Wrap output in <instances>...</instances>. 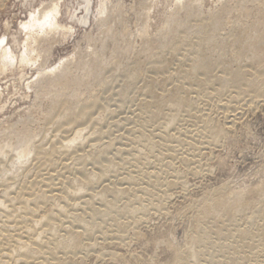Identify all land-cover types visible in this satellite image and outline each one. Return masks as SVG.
<instances>
[{
  "label": "bare ground",
  "instance_id": "obj_1",
  "mask_svg": "<svg viewBox=\"0 0 264 264\" xmlns=\"http://www.w3.org/2000/svg\"><path fill=\"white\" fill-rule=\"evenodd\" d=\"M66 1L69 2V8L67 7L65 13ZM170 1L135 0L127 7L123 0H51L48 3L41 2L40 7L37 8L34 6L37 0H21L30 8L29 20L21 25V32L25 36V47L23 52L17 55L8 44L5 45L11 30L9 24L5 25L6 33L0 39V76L17 71L14 87L18 89L26 83L27 92L33 93L34 99L27 107L26 119H19L15 124L9 125L3 133L0 131V188H2L0 190V264H83L86 257L92 256L90 251H94L92 250L94 247L128 246L127 243H123V239L125 232L128 234L130 225L118 218L120 214H124L125 211L147 212L150 207L163 208L166 206L164 202L171 197L169 191L172 187L186 185L185 180H181L182 176L203 173L202 165H198L197 161L191 158L192 155H188L182 157V167L175 168L174 173L169 172L173 163H166L164 167L168 169V177L163 180L161 175L165 172H151L152 174L145 172L143 178L139 179L134 176L135 171H129V174L126 173L119 183H116L117 186L107 185L97 194H88L90 186L102 181L112 170L117 172L123 164L108 160V162L103 161L99 167L92 166L93 168L88 169L87 163H83L84 166L79 168L78 173L66 178V181L61 180V183H55L58 177L53 178L54 175L50 173L37 175L35 180L27 181L35 175L33 170L37 168L30 169V167L41 166L50 158L57 162L64 155L66 158L76 155L74 158L80 161L79 165L85 160L98 165V161L115 146L116 141L125 140L123 133L114 140L108 142L102 140L103 144L96 143L100 141L99 137H105L109 131L98 128V125L93 128L94 123L101 125L106 121L107 112L114 114L117 111L111 110L106 103L109 98L105 100L102 96L103 90L108 88L106 86L109 84H99L97 86L99 89L94 92H78L82 86L93 87L99 82L102 74L109 71L112 63L110 58H107L109 50L113 49V53L120 54L121 58L126 55V48L123 50L119 42H143L144 47H148L150 42H162L165 45L176 42H264L263 12L258 13L254 22L255 27H259L260 30L257 37L252 35L249 38L247 36L249 29L245 27L242 30L238 29L246 21H239L232 29L228 25L235 12H240V16L243 15L247 19L250 18L252 14L247 12V4L263 5L264 0L217 1V6L210 8L209 11H206L208 0ZM8 2L9 0H0L2 11L7 8ZM94 7L96 8L94 27L91 24L92 29L84 34L87 39L86 46L91 43L90 50L86 48V51L83 50L84 53L81 50L61 61L57 66L51 67L50 61L58 42L67 41L76 33L78 27L87 26ZM156 9L160 10L158 15H154ZM79 12L83 15L78 17ZM63 15L67 16L69 23H64L61 19ZM240 19L243 20L242 17ZM250 23L246 22L247 25ZM14 41L20 42L17 38ZM92 42L104 43L96 46ZM154 57L153 54L149 59L152 60ZM158 59L160 58L157 57ZM167 61L165 57L162 63ZM28 69L37 73L31 81H28ZM5 77L7 79V76ZM235 85L226 88L227 91ZM7 89L9 87L6 89L0 87V104ZM156 89L155 82L150 81L149 86L140 90L155 94L158 90ZM262 90H264V70L251 73L248 88L244 91L258 93ZM223 91L218 90L219 93ZM231 96L233 98L231 97L227 102V106L238 99L241 92L231 93ZM192 99L194 98L186 92L172 98L168 103L172 112L164 114L162 118L164 121L156 122H160L158 129L145 132L142 127L144 122L139 119L137 121L139 124L131 128L133 129L131 138L128 136L126 138H130L132 142L146 141L145 147L149 152H155L160 148L170 155L175 151L172 149L174 143H183L198 151L206 144L225 143L234 131L236 125L234 120L218 125V123H209L213 120H206L208 115L195 113L189 117L204 123L203 126H199L194 121H190L192 125H179L185 118L181 115L182 109L191 110V107L193 108L197 103H192ZM6 107L7 105L2 106V110ZM139 107L143 116V110L149 107V102L141 103ZM96 112L98 116L95 115ZM161 113L162 110H157L155 118L157 119ZM93 116H96V122ZM138 117H141L139 113ZM128 120L125 119L126 123ZM91 122L93 124L89 126ZM122 122L119 121V124ZM87 125L88 127H84ZM195 126L196 130H192L191 128ZM174 130L176 132H173ZM157 131L160 132L156 133ZM68 132H72V135L64 136ZM87 144H90L91 148L88 151L85 149ZM123 150L124 148H118L119 152ZM193 165L196 166L192 167ZM25 173L28 175L23 187H17V182L12 180L20 178ZM156 174L159 177H156ZM8 175H12L13 178ZM126 184L133 187L125 186ZM151 185L159 188L157 194L151 195L157 197L158 204H152L151 197H147L150 196ZM262 187L255 188L254 191H259ZM248 193L250 194L251 191ZM232 194V192L225 194L223 189L209 193L205 200V210L202 209L195 218L196 227L200 231L189 236L186 234V243L183 247H177L169 237L165 239L166 242L159 241L161 245L166 243L168 251L173 255L174 264H264V201L260 203L263 204L260 213L262 219L249 226L241 228L235 216L225 221L222 217H218L217 225H207L210 212L217 207L224 208ZM109 197L113 199L109 200ZM95 199L103 202L100 208L94 206ZM125 199L127 200L124 201ZM117 202H122L123 207H118ZM82 204H85L86 208L81 209ZM135 204L142 206L136 207ZM81 210L83 212H80ZM254 216L255 213L254 215L252 213L247 219ZM226 222L228 224H225ZM97 229L103 232L99 236H94L93 233ZM131 230L136 237H143L140 231H136V227ZM219 237L230 240L229 250H225ZM82 252H85L84 257L75 259L73 255ZM100 255L105 257L104 253ZM111 256L113 260L120 259L117 254Z\"/></svg>",
  "mask_w": 264,
  "mask_h": 264
},
{
  "label": "rangeland",
  "instance_id": "obj_2",
  "mask_svg": "<svg viewBox=\"0 0 264 264\" xmlns=\"http://www.w3.org/2000/svg\"><path fill=\"white\" fill-rule=\"evenodd\" d=\"M43 1L48 3L51 0H37L34 6L40 7V3ZM217 1L224 2L226 0H208L206 11L216 7ZM123 2L129 7L135 0H123ZM68 4L69 2L66 1L64 6L65 13L67 12ZM96 8L94 7L93 14L90 16V25L78 27L79 30L77 28L76 33L67 41L58 42L50 61L51 67L57 66L61 61L81 50L82 53L86 51V48L90 50L91 43L89 42L88 46H86L87 39L84 34L92 29V25L94 27ZM247 8V12L250 15L252 14L250 18L247 19L243 15L240 16V12H235L230 18L231 21L229 22L228 19L226 22H229L228 25L232 29L237 26L239 21H249L251 22L250 24L247 25L245 22L238 29L242 30L245 27L249 29L247 33L249 38L252 35L257 37L260 34V30L258 29L259 27H255L254 22L258 13H264V4L248 3ZM158 10L156 9L154 15L159 14L160 10L159 12ZM29 12L30 8L25 6L21 0H9L7 8L3 11L0 8V39L6 33V30H4L5 25L9 24L11 30L8 36L9 40L5 45L8 44V47L17 55H20L25 47V36L21 32V25L29 20ZM82 15V12L78 13V17ZM241 17L243 20L240 19ZM61 19L64 23H69L67 16L63 15ZM15 38L20 42H15ZM92 43L96 46H101L104 42ZM142 43L119 42L123 50L126 48V55L121 58L120 54L113 53V49L112 51L109 50V57L107 58H110V62H112L109 71L102 74L99 82H96L93 87L86 88L82 86L78 90V92L90 93L98 90L99 87L97 86L99 84H109L106 86L108 88L105 87L108 91L104 89L105 95L103 93L102 96L105 100L109 98L106 102L107 105L111 110L117 111L114 114L107 112L106 121L101 123L103 127L96 124V116H93V120L96 122L93 128L98 125V128L109 131L105 137H101L102 139L96 136L100 140L96 141V143L100 142L101 144L102 140L104 142L114 140L122 136L123 133L125 140L116 141L115 146L98 161V165H94L93 162H88L87 160L82 161L81 165H79L80 161L74 158L76 155L68 156V158L64 155L57 162L50 158L47 162L42 163L41 166H31L30 169L37 168L33 170L35 175L28 178L27 181L35 180L37 175L41 176L50 173L54 175L53 178L58 177L55 183H61V180L66 181V178L73 177L75 173H78L80 171L79 168L84 166L82 165L83 163H87L88 169L94 166L99 167L103 161L108 162V160H115L116 163L123 164L117 172L112 170L102 181L90 186L91 189L88 193L90 195L93 193L97 194L107 185L117 186L116 183H119V180L129 171H135L134 176L139 179L143 178L142 175L145 172H165L161 175V180H163V178L168 177V169L164 165L172 162L173 167H171L169 172L170 174L174 173L175 168L182 167V157L188 155H192L191 158L193 157L198 165H202L204 171L201 175L190 173L182 176L181 180H185L186 185L172 187V190L169 191L171 197L164 202L166 206L163 208L150 207L147 212L135 211L134 213H128L125 211L124 214H120L118 218L130 225L127 230L128 234L125 232L123 239V243H127L128 246L94 247L92 249L94 251H90L92 256L86 257L83 264H174L173 255L168 251L166 243L161 245L160 242H166L165 239L169 237L177 247H183L186 243V234L189 236L200 231L196 227L195 218L202 209L205 210V200L209 193L218 189H223L225 194L230 192L233 194L224 208L217 207L210 212V219L207 222L208 226L217 225L218 217H222L225 221L235 216L239 225L242 226L241 228L262 219V214L260 213L263 210V204L260 203L264 201V90L258 93L254 91L253 93H247L244 89L248 88L251 73L264 70V42H176L170 45H165L162 42H150L148 47H144ZM153 54L155 57L152 60L149 59ZM157 57L160 59L157 60ZM165 57L168 61L162 63ZM27 72L29 73L28 81H31L37 75L36 71L31 69H28ZM174 72H176L175 75ZM9 74L10 77L7 74L0 76V87L2 89L9 87L5 91L0 104V131L2 133L9 125L15 124L19 119H26L28 115L27 107L33 103L34 99V94L27 92L26 83L19 86L18 89L14 87L13 83L16 80L17 71ZM4 76H7V79ZM222 77L225 79L222 80ZM150 81H154L158 89H156L157 92L155 94L145 93L144 90H140L142 87L149 86ZM234 85V88L232 87L230 91H227L229 87ZM220 89L224 91L219 93L218 90ZM184 92L189 93V96L194 98L192 103H197L193 108L191 107V110L182 109L181 115H184L185 118H181L182 122L179 125H190V121H194L199 126H203L204 123H199L196 119L189 117L195 113L208 115L206 120L212 119L213 121L209 123H218V125H224L234 120L236 122L234 131L225 143L206 144L200 151L194 147L191 149L189 145H184L183 143H174L172 145L175 148L172 145L170 146L175 151H172L173 153L170 155L166 151H162L163 149L160 150V148H157L155 152H149L145 147L146 141L134 140L132 142L129 140L133 134V129L131 128L139 124L137 123L139 119L144 122L142 127L145 132L158 129L160 122H156L158 120L164 121L162 119L164 114L172 112L168 104L169 100ZM236 92H241V96L227 106V102L231 100V97L233 98L231 93ZM145 102H149V107L143 110L142 116L140 114L142 113L140 112L141 108L139 107V109L138 105ZM4 105H7V107L2 110ZM157 110H162L159 116L160 119H158L159 117L155 118ZM183 110L186 111L183 112ZM96 113L95 115L98 116V112ZM138 113L141 117H138ZM126 118L129 119L128 123L125 121ZM183 120L185 121L183 122ZM186 120L189 121L187 122ZM119 121L123 122L119 124ZM92 122L89 126H92ZM196 126L191 129L196 130ZM84 127H88V125ZM125 132L127 133L125 134ZM158 132L160 131L156 133ZM173 132L176 131L174 130ZM69 135L71 136L72 132H68L64 136ZM126 136L130 138L128 139ZM93 143L96 144L95 142ZM87 145L84 148L88 151L91 148L89 147L90 144ZM118 148H124L123 152H119ZM64 158H66V161ZM36 162L37 160L34 161V164ZM195 166L193 165L192 167ZM83 173L84 171L81 174L83 175ZM27 175L25 173L20 178L12 180V182H17V187H23V182L26 180ZM155 176L159 177L158 174ZM8 177H12V175H8ZM129 183L133 184V182ZM125 186L133 187V185L129 184ZM260 186H263L262 189L256 191V193L254 189ZM149 189L151 193L147 197L159 192V188L153 185ZM12 191L14 192L15 190ZM249 191H251L250 194L248 193ZM130 194L134 195L133 193ZM112 199L113 197H109V200ZM151 199L152 204H158L157 197H151ZM94 203L96 208H100L103 205V202L99 199H95ZM117 203L118 207H123L122 202ZM62 205L65 206V204ZM140 205L135 204L136 207ZM83 208H86L85 204H82L81 209ZM80 212H83V210ZM252 213L253 215L255 213V216L247 219V216ZM135 221L138 223H135ZM247 222L251 223L248 224ZM225 224H228V222ZM133 227H136L137 232H141L142 238L135 236L133 230H131ZM102 232L101 229H97L93 235L99 236ZM219 238L221 239L220 243L225 246V250H229L230 240H226L223 237ZM84 253L73 256L75 259L84 257ZM103 253L105 257L100 255ZM112 254H117L120 259L113 260Z\"/></svg>",
  "mask_w": 264,
  "mask_h": 264
}]
</instances>
